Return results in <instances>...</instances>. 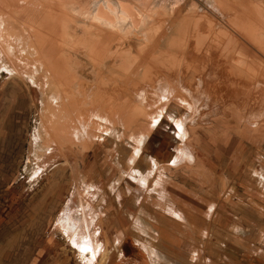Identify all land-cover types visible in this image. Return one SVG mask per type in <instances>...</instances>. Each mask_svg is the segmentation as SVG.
<instances>
[{"label":"rangeland","instance_id":"1","mask_svg":"<svg viewBox=\"0 0 264 264\" xmlns=\"http://www.w3.org/2000/svg\"><path fill=\"white\" fill-rule=\"evenodd\" d=\"M73 1L88 13L79 12L81 26L58 38L60 52L70 55L69 72L58 79L81 77L92 90L103 88L99 99L113 104L116 125L69 160L41 150L45 97L16 44L12 71L0 67V264H264V0ZM126 6H136L139 28L127 16L121 32L99 16L102 8L128 15ZM15 14V31L28 39L37 16ZM72 36L93 38L96 52ZM227 80L240 81L243 95L216 92ZM259 81L249 96L245 84ZM159 83L181 96L157 102ZM184 87L190 94L179 92ZM9 93L24 102L16 111L7 108ZM140 128L147 134L135 158L130 134Z\"/></svg>","mask_w":264,"mask_h":264},{"label":"bare ground","instance_id":"2","mask_svg":"<svg viewBox=\"0 0 264 264\" xmlns=\"http://www.w3.org/2000/svg\"><path fill=\"white\" fill-rule=\"evenodd\" d=\"M73 0H0V67L4 66L6 69L11 70L12 68H10V66H8L7 62L9 63V60L12 61V57L15 56L14 58H17V47H20V53L22 55L21 58H19V62H23L26 63L27 65L31 66V71L28 74V79H31L33 81V83H35V85H37L43 95V115L44 118L42 119L43 122L39 127V131L38 134L36 135V143L41 147V150H44V146L49 150L50 149V153H51V157L53 156H61L63 158H66L67 160L70 159V157H74V156H78V153H76V148H82L83 150H86L88 152L91 151L92 146L94 144V140L97 137L102 136L101 134H97V133H106L108 132L111 127H108V125H116V123L113 121V118L111 116V111H109L110 109L108 107L113 106V104L110 106V103L106 102V100L104 99H99L101 96L99 95L98 91L96 89H91L90 87H87L86 82L83 81V79H81V77L79 79L75 78V77H71V78H67V79H58L59 74L62 73H68L69 70L67 69L66 65H67V59H69L68 57L70 56L69 54L66 53L63 54L60 52L59 48L61 45V43L64 41H58V38L64 40V37H68L69 35V31L72 28V25H74L75 27H77L78 23V19L77 16L78 14L80 15V13L82 11H80V7L77 10V6L76 3H80V2H76ZM83 4V3H81ZM85 6V5H84ZM81 7H83V5H81ZM91 7V6H90ZM136 7V6H134ZM133 6H126L125 9L127 10L128 15L126 14H116L117 18H115V16L109 14L105 8H102L99 12V16L105 17L107 18L111 24H114L117 28H120L119 30L122 32V26L124 24V21L128 20V17H130V20L132 21V24L134 25V27H138L140 25V16L138 14L137 9H135ZM87 8V7H86ZM138 8V7H137ZM91 9V8H90ZM93 9V8H92ZM25 10H30L31 12L34 13L37 19L34 20L32 22L31 28H32V32H31V36L26 39L24 35L22 34H17V32L15 31V20H14V15H17L15 13L17 12H24ZM120 10V9H119ZM139 10V9H138ZM92 11V10H90ZM98 11V10H97ZM96 11V12H97ZM123 11V10H122ZM28 11H26L27 13ZM80 12V13H79ZM85 13L88 11L85 10ZM82 12V13H84ZM95 12V13H96ZM126 12V11H123ZM86 13V14H87ZM224 13V12H223ZM32 14V13H31ZM90 14V13H89ZM84 15V14H83ZM95 15V14H94ZM81 16V15H80ZM88 16V15H86ZM93 16V15H92ZM97 16V15H96ZM128 16V17H127ZM16 17V16H15ZM24 17V16H23ZM22 17V18H23ZM85 17V15H84ZM90 16H88L87 18L89 19ZM28 17H26L25 19L27 20ZM31 18H33L31 16ZM81 18V17H80ZM24 19V18H23ZM34 19V18H33ZM93 19V18H92ZM101 19V18H100ZM84 20V18H83ZM81 19V21H83ZM95 20V19H93ZM104 20V19H103ZM102 20V21H103ZM106 20V19H105ZM107 20V21H108ZM80 21V20H79ZM91 21V20H90ZM88 22V21H87ZM92 22V21H91ZM96 22H99L96 20ZM207 22V21H206ZM31 23V22H30ZM101 23V21H100ZM109 23V22H107ZM95 25V23H93ZM104 24V23H103ZM27 25V24H26ZM29 25V24H28ZM126 25V23H125ZM208 25V24H207ZM260 25H262V22H260ZM81 26L78 25V27ZM84 26V25H83ZM82 26V27H83ZM97 26V25H96ZM206 26V25H204ZM255 26V25H254ZM125 27V26H124ZM246 27V26H245ZM256 27V26H255ZM259 27V26H258ZM46 29H50V35H49V39H47V34L44 36V30ZM112 28V27H111ZM115 28V27H114ZM27 29V28H26ZM249 29V28H248ZM257 29V27L255 28ZM23 30V29H22ZM118 30V29H117ZM115 30V31H117ZM259 30V29H258ZM46 31V30H45ZM83 31V30H82ZM138 31V30H137ZM221 32V31H220ZM24 33V32H23ZM223 33V32H222ZM225 33V32H224ZM28 34V33H27ZM85 34V33H84ZM126 34V33H125ZM86 35V34H85ZM211 35V32H210ZM89 36V34H88ZM98 36V35H97ZM203 36V35H202ZM228 36V35H227ZM32 37V39H31ZM85 37V36H84ZM82 37V38H84ZM87 37V35H86ZM85 37V38H86ZM90 37V36H89ZM94 37V36H93ZM201 37V36H200ZM209 37V36H208ZM221 37V36H220ZM236 37V36H235ZM249 37V36H248ZM78 39V37L76 36H72V41L75 42L77 45H84L88 47V51L91 55H93L96 51H95V44L97 42H94L95 46H93V38L92 39ZM199 38V37H198ZM234 38V36H233ZM99 39V38H98ZM122 39V38H120ZM197 39V38H196ZM236 39V38H235ZM104 40V38L102 39ZM102 40L99 41L101 45L102 44ZM200 40V39H199ZM202 40V39H201ZM204 40V39H203ZM207 40V39H206ZM212 40V39H211ZM238 40V39H237ZM66 41V40H65ZM95 41V40H94ZM97 41V40H96ZM239 41V40H238ZM70 42V41H69ZM107 42V41H106ZM105 42V44H106ZM203 42V41H202ZM205 42V40H204ZM113 43V42H112ZM206 43V42H205ZM204 43V45H205ZM230 43V42H229ZM16 44H18V46H16ZM104 44V45H105ZM111 44V43H110ZM199 44L201 45L202 43H198V47ZM100 45V47H102ZM215 45V44H214ZM98 46V45H97ZM110 46V45H109ZM202 46V45H201ZM106 47H108L105 45V50ZM264 47V46H263ZM70 48V47H69ZM19 49V48H18ZM71 49V48H70ZM83 49V48H81ZM86 49V48H85ZM91 49V50H89ZM108 49V48H107ZM195 49V48H194ZM199 50V49H198ZM87 51V52H88ZM110 51V49H108V52ZM76 52V51H75ZM82 52V51H81ZM80 52V53H81ZM86 52V51H85ZM216 52V50H215ZM98 53V52H97ZM100 53V52H99ZM98 53V54H99ZM198 53V52H197ZM101 54V53H100ZM193 53H191L192 55ZM196 54V53H195ZM201 54V52H200ZM264 54V53H263ZM199 55V54H198ZM197 55V56H198ZM232 55V54H231ZM260 55V54H259ZM73 56V55H72ZM75 56V55H74ZM73 56V57H74ZM212 56V55H211ZM99 57V56H98ZM102 57V56H100ZM226 57V56H224ZM72 58V57H71ZM93 58V56H92ZM195 58V57H194ZM197 58V57H196ZM195 58V59H196ZM94 59V58H93ZM92 59V60H93ZM99 59V58H97ZM191 59V58H190ZM193 59V58H192ZM33 61L32 64L29 63V61ZM96 58L93 60L95 61ZM103 60V59H102ZM101 60V61H102ZM235 61V60H234ZM237 61V59H236ZM239 61V59H238ZM47 62H52L51 65H49V67L46 65ZM63 62V65L61 66L62 68H58V65L61 64ZM99 62V61H98ZM97 62V63H98ZM225 62V61H224ZM241 62V61H240ZM12 63V62H11ZM13 63H16V61H14L13 59ZM12 63V64H13ZM48 63V64H50ZM75 63V62H74ZM95 63V64H97ZM105 63V62H104ZM230 63V62H229ZM239 63V62H238ZM10 64V63H9ZM220 64V63H219ZM223 64V63H222ZM235 64V63H234ZM74 65V64H73ZM99 65V64H97ZM239 65V64H238ZM14 66V65H13ZM60 66V65H59ZM64 66V67H63ZM159 66V65H157ZM225 66V65H224ZM223 66V67H224ZM227 66V65H226ZM235 66V65H234ZM237 66V65H236ZM229 67V66H228ZM227 67V68H228ZM226 68L225 72H228V69ZM231 68V72L235 71L232 70ZM24 69V68H23ZM26 69V68H25ZM83 69V68H82ZM81 69V70H82ZM104 69V67H103ZM236 69V68H234ZM101 70V69H100ZM148 70V68H147ZM247 73H248V69ZM17 71V70H16ZM22 71V70H21ZM68 71V72H67ZM83 71V70H82ZM128 71V69H127ZM140 71V70H139ZM196 71V70H195ZM240 71V70H239ZM238 71V73H240ZM132 72V71H131ZM161 71H159L160 73ZM166 72V71H165ZM174 72V71H173ZM199 72V71H197ZM220 72V71H219ZM243 72V71H242ZM19 73V72H17ZM170 73V71H169ZM178 73V72H177ZM182 73V72H180ZM226 73H224L226 75ZM236 73V72H235ZM145 74V73H144ZM167 74L166 73V78H167ZM220 74V73H219ZM229 74V73H228ZM68 75V74H67ZM81 75V74H80ZM98 75V74H97ZM131 75V74H130ZM165 74H163L164 76ZM181 75V74H180ZM186 75V74H184ZM188 75V74H187ZM230 75V74H229ZM247 75V74H246ZM26 76V75H25ZM66 76V75H65ZM82 76V75H81ZM101 76V74H100ZM176 77V75H174ZM203 76V75H202ZM208 76V75H207ZM228 76V75H226ZM232 76V75H231ZM240 76V75H239ZM238 76V77H239ZM245 76V75H244ZM264 76V74H263ZM179 77V76H178ZM236 79V75L234 76ZM237 77V78H238ZM126 78V77H125ZM160 78V77H159ZM203 78V77H202ZM262 78V77H261ZM101 79V78H100ZM116 79V78H115ZM120 79H123L122 77ZM119 79V80H120ZM136 79V78H135ZM162 79V78H161ZM183 79V78H182ZM198 79V78H195ZM229 79V78H228ZM260 79V78H259ZM105 80V78H104ZM118 80V79H117ZM126 80V79H125ZM124 80V81H125ZM163 81H167L166 79H162ZM261 80V79H260ZM102 81V80H101ZM100 81V82H101ZM113 80H110V82ZM202 81V80H201ZM200 81V82H201ZM235 81V80H234ZM232 80H227V82H225V84L223 85H219V88H215L216 92L217 89H219L220 92L225 91L227 93V98H235V97H240L243 95V93H241L242 90H240L238 88L239 83H236ZM244 81V80H242ZM263 81V80H262ZM99 82V83H100ZM105 81H102V83ZM109 82V81H108ZM114 82V81H113ZM120 82V81H119ZM123 82V81H122ZM169 82V80H168ZM107 83V82H106ZM121 83V82H120ZM144 83V82H143ZM142 83V84H143ZM170 83V82H169ZM185 83V82H184ZM203 83V82H202ZM201 83V84H202ZM236 83V84H235ZM116 84V83H115ZM125 84V83H124ZM141 84V85H142ZM147 85L148 83H144ZM157 84V83H156ZM160 84V83H159ZM177 84V83H175ZM200 84V85H201ZM92 85V84H91ZM100 85V84H98ZM103 85V84H102ZM179 85V84H177ZM94 86V85H93ZM97 86V85H96ZM170 86V85H169ZM174 86V85H173ZM198 86V85H197ZM213 86V85H212ZM245 86L248 89V94L249 96H251L253 93L251 91L252 88H257L260 87L261 88V84L260 81L258 82H254L253 84H251L249 82V84H245ZM101 87V86H100ZM99 87V88H100ZM122 87V85H121ZM126 87V86H125ZM134 86H132L131 88H133ZM141 87V86H139ZM147 87V86H146ZM145 87V88H146ZM160 90L162 91L161 94L158 97V101L161 104L163 103V105H168L171 101L172 98L175 97H179L181 96L180 94H178L175 91V94H173L172 92H170L168 89L165 88L164 85L160 84ZM175 87V86H174ZM196 87V86H195ZM202 89H200V91L204 92L205 94H208L209 91L204 89V86H201ZM211 87V86H210ZM94 88V87H93ZM164 88V89H163ZM178 88V87H177ZM214 88V87H213ZM243 88V87H242ZM98 89V88H97ZM103 89V88H101ZM100 89V91H101ZM135 89V88H134ZM144 89V88H143ZM153 89V88H152ZM171 89V86L170 88ZM246 89V88H245ZM120 90V89H119ZM129 90V89H128ZM127 90V92H129ZM139 90V89H138ZM157 90V89H156ZM159 90V91H160ZM194 90V89H193ZM257 90V89H256ZM99 91V92H100ZM133 91V90H132ZM136 91V89H135ZM145 91V90H143ZM126 92V90H125ZM126 92V93H127ZM168 93L166 95V97L164 99H162L163 97V93ZM179 92H185L186 95H188L187 93L190 94V90L189 88L184 87L182 89V91ZM198 92V91H197ZM215 92V91H214ZM101 93V92H100ZM103 93V92H102ZM125 93V94H126ZM137 93V92H136ZM140 93V92H138ZM137 93V94H138ZM158 93V92H157ZM156 93V94H157ZM10 94V93H9ZM118 94V93H117ZM120 94H124L120 93ZM136 94V95H137ZM144 94V93H143ZM172 94V95H171ZM184 94V95H185ZM202 94V93H201ZM264 94V93H263ZM11 95V94H10ZM100 97H99V96ZM104 95V94H102ZM106 95V94H105ZM119 95V94H118ZM130 94H128L129 96ZM146 95V94H145ZM198 95V94H197ZM226 95V94H225ZM127 96V95H126ZM125 96V97H126ZM183 96V95H182ZM191 96V95H190ZM11 102L8 103L7 108H12L15 111L19 108H21L24 104V102H20L17 98H16V94L13 93L11 96ZM141 97V96H140ZM156 97V96H155ZM185 97V96H184ZM188 97V96H186ZM199 97V96H198ZM202 97V96H201ZM211 97V96H210ZM118 98V97H117ZM121 98V97H120ZM119 98V99H120ZM124 99V95L122 97ZM189 98V97H188ZM122 99V100H123ZM129 99V98H128ZM126 99V100H128ZM143 99V98H142ZM145 99V96H144ZM162 99V100H161ZM187 99V98H186ZM184 100L187 105L189 106V109L196 108V104L188 102L189 100ZM125 100V99H124ZM123 100V101H124ZM126 100L124 102H126ZM139 100V99H138ZM177 100V99H176ZM248 100V99H247ZM110 101V100H109ZM121 101V100H120ZM130 101V100H129ZM129 101H127L126 103H128ZM146 101V99H145ZM198 101V100H197ZM196 101V102H197ZM1 102V101H0ZM110 102H113V100H111ZM122 102V101H121ZM147 102V101H146ZM201 102V101H200ZM199 102V103H200ZM264 102V101H263ZM109 106H108V104ZM130 103V102H129ZM131 104V103H130ZM137 104V103H136ZM149 104V103H148ZM158 104V103H157ZM125 105V104H124ZM145 105V104H144ZM186 105V106H187ZM264 105V104H263ZM262 105V106H263ZM115 106V105H114ZM119 106V105H118ZM122 106V105H121ZM119 106V107H121ZM155 106V105H154ZM153 106V107H154ZM187 106V107H188ZM117 107V106H116ZM124 107V106H122ZM126 107L128 108V106L126 105ZM125 107V109H126ZM131 107H135L137 109L136 106H131ZM141 107H143L141 105ZM151 108L152 110L154 108ZM130 108V107H129ZM134 108V109H135ZM138 108H140V106H138ZM148 108V107H147ZM157 108V107H155ZM200 108V107H199ZM117 109V108H115ZM121 109V108H120ZM124 109V110H125ZM135 109V110H136ZM141 109V108H140ZM158 109V108H157ZM119 110V109H118ZM122 108V112L124 111ZM129 110V109H128ZM133 110V109H132ZM144 110V109H142ZM142 110H140L141 114L145 111L142 112ZM121 111V110H120ZM126 111V110H125ZM125 111L122 113L123 116L125 115ZM134 111V110H133ZM132 111V112H133ZM154 111V110H153ZM160 111H165L164 108H161ZM158 111V112H160ZM196 111V110H195ZM194 111V112H195ZM199 111V110H198ZM115 112V111H114ZM151 112V111H150ZM157 112V113H158ZM17 113V112H16ZM121 113V112H119ZM128 113V112H127ZM126 113V114H127ZM131 113V112H130ZM117 114V113H116ZM146 113H144L145 116ZM148 114V113H147ZM197 114V113H196ZM199 114V112H198ZM250 114H254V113H250ZM113 115V114H112ZM121 115V114H120ZM118 115V118L119 116ZM129 115V114H128ZM132 115V114H131ZM129 115V116H131ZM261 115V114H260ZM264 115V113H263ZM122 116V118H123ZM143 116V115H142ZM43 117V116H42ZM125 117H128L127 115H125ZM124 117V119H125ZM137 117V116H136ZM152 117H154V115H152ZM246 117V116H245ZM259 117V115L257 116ZM4 119V118H3ZM2 118L0 120V123H2V121H4ZM123 119V120H124ZM139 119V118H137ZM122 120V122H124ZM135 120V119H134ZM117 121V120H116ZM126 121V120H125ZM136 121V120H135ZM138 121V120H137ZM153 121V120H152ZM251 121V120H250ZM119 122V120H118ZM139 122H143V121H139ZM127 123V122H125ZM134 124L136 122H133ZM131 123V124H133ZM119 124V123H118ZM144 124V123H143ZM128 125V123H127ZM126 125V127H127ZM150 122L148 124V127L150 126ZM153 125V124H152ZM132 126V125H131ZM130 126V127H131ZM139 126V125H138ZM143 126V125H142ZM141 126V127H142ZM147 126V125H146ZM180 126H182L181 130H183V134L187 135V130H186V126L184 124H181ZM2 127V126H1ZM128 127V128H130ZM136 127V124H135ZM140 127V126H139ZM147 127V128H148ZM115 128V127H114ZM147 128H140L141 130L138 133H132V135L130 134L131 138H133V140L136 141V149H135V153H134V157L137 156L138 157V152L140 150L142 141L144 140V135L147 134ZM151 129V128H150ZM149 130V128H148ZM153 130V129H152ZM112 131V130H111ZM149 136V133H148ZM146 138H148L146 136ZM44 141L42 145V143L40 141ZM45 151V150H44ZM184 153L187 156H190L193 158V155L190 154V148L186 147V149H184ZM138 154V155H137ZM133 158V157H132ZM136 158V157H135ZM156 162V161H155ZM157 163V162H156ZM155 165V163H154ZM133 167V166H132ZM153 167V166H152ZM155 167V166H154ZM153 167V168H154ZM143 179V182L145 180V178H141ZM142 182V183H143ZM148 183V181L146 180L145 183ZM146 183V184H147ZM145 184V185H146ZM145 225V224H144ZM150 227V226H149ZM90 252V251H88Z\"/></svg>","mask_w":264,"mask_h":264}]
</instances>
